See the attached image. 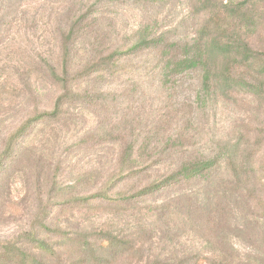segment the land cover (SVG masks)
<instances>
[{"label": "rangeland", "instance_id": "obj_1", "mask_svg": "<svg viewBox=\"0 0 264 264\" xmlns=\"http://www.w3.org/2000/svg\"><path fill=\"white\" fill-rule=\"evenodd\" d=\"M69 5L65 0H16L1 11L6 14L0 15V151L9 131L36 105L53 107L54 91H44L40 99L19 92L37 77L33 56L53 48L57 13ZM185 12L177 2L154 7L142 0H117L103 20L109 26L107 48L123 44L141 20L158 21L180 35L186 31L178 27ZM89 33L81 38V48L96 41L95 32ZM155 64L145 56L130 58L125 74L100 84L111 90L113 105L71 107L59 123L39 124L22 140L8 169L0 171V239L33 248L36 234L49 246L48 264L85 259L94 264H210L221 259L224 264H264V171L254 173L264 162V142L256 144L264 130V102L218 98L202 111L195 76L183 75L174 87L163 88L151 76ZM107 124L124 132L121 139L112 140L119 133L106 140V134H95ZM236 141L247 154L248 175L226 158L210 182L175 184L138 204L75 202L111 178L119 152L130 143L145 142L149 153L169 148V159L180 164L183 157L175 144L184 145L186 158L195 159L217 156ZM140 184L139 179L124 180L120 190L137 193ZM107 235L127 243L99 252L84 246Z\"/></svg>", "mask_w": 264, "mask_h": 264}, {"label": "trees", "instance_id": "obj_2", "mask_svg": "<svg viewBox=\"0 0 264 264\" xmlns=\"http://www.w3.org/2000/svg\"><path fill=\"white\" fill-rule=\"evenodd\" d=\"M15 1L0 0L2 18L6 13L1 11ZM65 1L70 5L57 13L56 43L51 50L41 45L43 49L33 56L38 74L33 73L37 77L28 79V89L19 92L20 95L26 91L23 97L29 95L40 99L45 92L54 91L53 107L36 105L29 118L9 131L0 151V171L8 169L18 145L37 125L59 123L71 107L80 108L87 103L113 105L109 98L111 90L100 84L125 74L129 69L127 62L134 56H145L156 62L151 76L158 79L163 88L174 87L173 83L183 75L195 76L198 80L195 99L202 111L209 102L218 98L250 97L257 104L264 102V0H142L154 7L175 2L185 5L183 22L178 27H184L186 31L176 35L171 28L160 26L158 21L141 20L124 43L112 50L107 48L109 26L103 25V20L107 7L116 4L117 0ZM89 32H95L96 41L89 47L81 48V38L88 37ZM95 91H100V94L97 96ZM122 120L128 121L129 117L124 115ZM101 133L107 135L105 140L119 133L112 139L116 141L124 132L107 124L95 134ZM259 136L262 139L256 144L260 145L264 142V130ZM173 138L172 141H177ZM241 146V141L230 142L225 151L217 156L210 154L192 159L186 158L184 145L175 144V151L183 157L180 164H175L177 162L169 159L173 157L168 153L169 148L161 151L151 149L149 153L145 142L141 145L130 143L119 152L111 178L99 184L93 195H84L75 202L80 206L94 203L138 204L175 184L193 180L210 182L226 158L240 168L242 174L248 175L243 162L247 154ZM254 155L251 152L249 158L254 159ZM259 165L261 167L254 170L255 174L264 171V162ZM163 169L165 172L160 174ZM130 179H139L141 186L137 193L120 190L123 181ZM71 187L74 185L64 188ZM62 203L67 204L68 201L64 199ZM31 237L36 241L31 246L33 248L24 246L20 241L0 239V264H48L45 258L49 250L46 240L35 238L36 234ZM123 241L125 239L121 240L119 236L107 235L95 242L90 239L84 246L96 247L95 252L108 251L123 247ZM94 263L85 259L81 264ZM210 264H224V260Z\"/></svg>", "mask_w": 264, "mask_h": 264}]
</instances>
